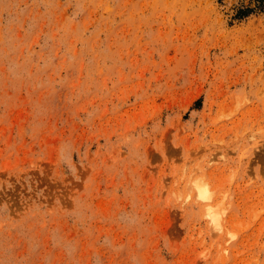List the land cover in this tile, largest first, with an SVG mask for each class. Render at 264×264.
<instances>
[{"label": "rangeland", "instance_id": "obj_1", "mask_svg": "<svg viewBox=\"0 0 264 264\" xmlns=\"http://www.w3.org/2000/svg\"><path fill=\"white\" fill-rule=\"evenodd\" d=\"M248 3L0 0V264H264Z\"/></svg>", "mask_w": 264, "mask_h": 264}, {"label": "bare ground", "instance_id": "obj_2", "mask_svg": "<svg viewBox=\"0 0 264 264\" xmlns=\"http://www.w3.org/2000/svg\"><path fill=\"white\" fill-rule=\"evenodd\" d=\"M194 183V182H193ZM199 184H201V185H199ZM196 187H197V196L199 197V198H201L202 200H205V201H209V200H211V194H209L210 193V191H208V189H207V185L205 184V186H203L202 185V183H198V184H196ZM195 191V190H194ZM190 193V192H189ZM192 195V194H191ZM211 195V196H210ZM195 198H196V196H195ZM198 199V198H197ZM210 202V201H209ZM209 202H207L206 203V205H207V209H206V214H207V217L208 216H210V221L212 222H215V224L217 225V226H220V227H223L221 224L222 223H220V220L218 219V217L217 216H215V213L213 212V210H212V205H211V203H209ZM205 214V215H206ZM220 214V213H219ZM217 217V218H216ZM220 217H222L221 215H220ZM218 220H219V222H218ZM218 222V223H217ZM220 223V225H218ZM211 225H212V223H210ZM220 229H222V228H220ZM222 231H224V230H222Z\"/></svg>", "mask_w": 264, "mask_h": 264}, {"label": "trees", "instance_id": "obj_3", "mask_svg": "<svg viewBox=\"0 0 264 264\" xmlns=\"http://www.w3.org/2000/svg\"><path fill=\"white\" fill-rule=\"evenodd\" d=\"M257 10L264 12V0H249L247 5L237 7L234 17L243 18Z\"/></svg>", "mask_w": 264, "mask_h": 264}]
</instances>
